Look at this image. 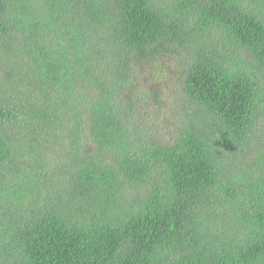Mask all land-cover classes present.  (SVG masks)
Returning <instances> with one entry per match:
<instances>
[{"label": "trees", "instance_id": "trees-1", "mask_svg": "<svg viewBox=\"0 0 264 264\" xmlns=\"http://www.w3.org/2000/svg\"><path fill=\"white\" fill-rule=\"evenodd\" d=\"M0 264H264V0H0Z\"/></svg>", "mask_w": 264, "mask_h": 264}]
</instances>
